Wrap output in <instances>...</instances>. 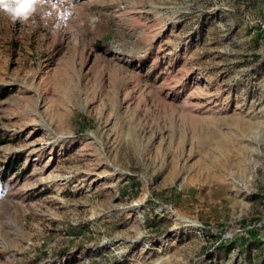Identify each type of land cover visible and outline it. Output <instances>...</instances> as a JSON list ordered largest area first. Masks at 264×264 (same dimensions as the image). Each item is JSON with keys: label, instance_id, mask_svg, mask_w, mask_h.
<instances>
[{"label": "rangeland", "instance_id": "rangeland-1", "mask_svg": "<svg viewBox=\"0 0 264 264\" xmlns=\"http://www.w3.org/2000/svg\"><path fill=\"white\" fill-rule=\"evenodd\" d=\"M0 85V264H264V0H36Z\"/></svg>", "mask_w": 264, "mask_h": 264}, {"label": "clouds", "instance_id": "clouds-1", "mask_svg": "<svg viewBox=\"0 0 264 264\" xmlns=\"http://www.w3.org/2000/svg\"><path fill=\"white\" fill-rule=\"evenodd\" d=\"M33 10L32 0H0V16L6 17L11 23L26 22Z\"/></svg>", "mask_w": 264, "mask_h": 264}, {"label": "trees", "instance_id": "trees-1", "mask_svg": "<svg viewBox=\"0 0 264 264\" xmlns=\"http://www.w3.org/2000/svg\"><path fill=\"white\" fill-rule=\"evenodd\" d=\"M9 93H11V90L10 89H8L5 86H1L0 85V98L5 97ZM15 164H16L15 161H12V160H9L8 162H6L4 165L7 168V172H9L11 170L13 171L14 169H16L15 168L16 167Z\"/></svg>", "mask_w": 264, "mask_h": 264}, {"label": "snow or ice", "instance_id": "snow-or-ice-1", "mask_svg": "<svg viewBox=\"0 0 264 264\" xmlns=\"http://www.w3.org/2000/svg\"><path fill=\"white\" fill-rule=\"evenodd\" d=\"M32 2L34 3V2H36V0H32Z\"/></svg>", "mask_w": 264, "mask_h": 264}]
</instances>
